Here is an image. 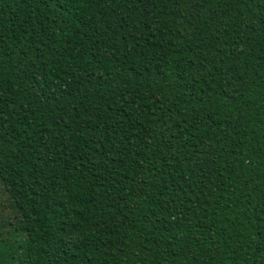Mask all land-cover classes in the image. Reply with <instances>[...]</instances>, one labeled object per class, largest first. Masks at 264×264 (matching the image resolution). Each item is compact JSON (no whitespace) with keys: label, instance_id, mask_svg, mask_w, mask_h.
<instances>
[{"label":"trees","instance_id":"1","mask_svg":"<svg viewBox=\"0 0 264 264\" xmlns=\"http://www.w3.org/2000/svg\"><path fill=\"white\" fill-rule=\"evenodd\" d=\"M0 264H264V0H0Z\"/></svg>","mask_w":264,"mask_h":264}]
</instances>
